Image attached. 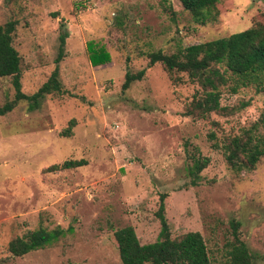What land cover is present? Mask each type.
<instances>
[{
  "label": "rangeland",
  "instance_id": "rangeland-1",
  "mask_svg": "<svg viewBox=\"0 0 264 264\" xmlns=\"http://www.w3.org/2000/svg\"><path fill=\"white\" fill-rule=\"evenodd\" d=\"M214 12L202 23L181 0H0V24L18 21L13 44L27 94L48 80L60 33L69 32L59 64L65 93L0 115V264H123L114 232L132 225L142 243L155 241L162 194L173 237L199 231L213 264H228L221 247L239 221L255 264H264V157L236 172L223 148L262 117L264 92L225 87V110L194 117L184 112L199 85L161 62L149 66L151 52L171 54L264 21V0H223ZM94 50L110 59L94 64ZM143 68L123 89L127 71ZM14 98L12 78L0 77V108ZM72 119L73 134L62 135ZM192 153L210 158L197 183ZM82 158L87 164L48 170ZM58 226L66 233L52 244L22 256L9 249L29 230Z\"/></svg>",
  "mask_w": 264,
  "mask_h": 264
},
{
  "label": "trees",
  "instance_id": "trees-1",
  "mask_svg": "<svg viewBox=\"0 0 264 264\" xmlns=\"http://www.w3.org/2000/svg\"><path fill=\"white\" fill-rule=\"evenodd\" d=\"M223 0H181L184 9L196 20L206 23L216 18L214 9ZM18 21L9 19L0 24V77H11L15 88V98L0 108V115L14 109L20 101H27L30 110L41 106L44 98L51 94H63L60 79V62L66 56L67 29L60 33V46L56 57V66L50 77L34 93L27 94L22 89L23 71L21 56L14 46V36ZM92 62L101 64L110 59L106 51L94 50ZM149 66L161 62L167 72L186 73L191 81L199 85L193 100L185 110L186 115L206 117L214 111L226 107L221 105L223 88L238 93L244 87H254L257 92H264V21H255L249 28L188 45L171 54L162 50L149 54ZM146 68L134 73H126L123 89L130 87L135 80L142 79ZM76 120L72 119L62 132L64 136L73 134ZM264 113L251 128L240 134L227 137L223 144L224 156L229 166L236 172L252 170L264 157ZM191 173L197 183L199 174L210 163V158L201 153L190 154ZM87 164V160L67 159L61 164H53L48 170H59ZM165 194L161 196L156 212L161 223L158 238L149 243H142L134 226L118 228L115 240L123 264H213L211 250L199 231H189L179 236H172L166 216ZM241 222H231V237L221 247L228 264H255V255L241 236ZM70 227L68 230H72ZM66 233L61 227L48 229L40 227L29 230L22 236L11 240L9 249L13 255L22 256L32 250L43 248L58 240Z\"/></svg>",
  "mask_w": 264,
  "mask_h": 264
}]
</instances>
